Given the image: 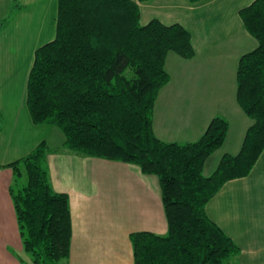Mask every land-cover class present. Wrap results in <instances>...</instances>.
Returning a JSON list of instances; mask_svg holds the SVG:
<instances>
[{
  "label": "trees",
  "instance_id": "trees-1",
  "mask_svg": "<svg viewBox=\"0 0 264 264\" xmlns=\"http://www.w3.org/2000/svg\"><path fill=\"white\" fill-rule=\"evenodd\" d=\"M240 15L257 40L237 71V99L253 123L239 153L225 154L209 176L205 164L227 139V119L215 116L192 142H167L154 130L157 98L171 81L168 54L196 53L184 25L156 18L143 24L134 0H58L56 35L35 51L27 83L33 122L60 129L72 151L136 164L159 178L168 233H131L135 264H227L239 252L207 205L228 181L248 176L264 151V0ZM48 150L44 140L5 165L14 171L10 194L23 264H68L71 254L69 195L51 186Z\"/></svg>",
  "mask_w": 264,
  "mask_h": 264
},
{
  "label": "crops",
  "instance_id": "crops-1",
  "mask_svg": "<svg viewBox=\"0 0 264 264\" xmlns=\"http://www.w3.org/2000/svg\"><path fill=\"white\" fill-rule=\"evenodd\" d=\"M134 1L139 3L143 24L155 18L180 23L191 31L196 50L191 59L174 52L167 56L171 81L156 101L155 133L167 142H192L215 116L224 117L229 121L227 139L205 164L216 156L217 168L225 154L239 153L253 123L237 99V71L240 58L257 47L240 15L255 0ZM26 10L45 18L50 13L57 19L58 0H0V21L12 13L9 24L0 29V264H23L17 254L27 256L10 194L14 171L5 165L29 154L44 140L49 145L46 164L51 186L69 195V264H135L131 233H168L159 178L144 174L136 164L72 151L65 146L60 129L33 122L27 83L39 46L34 50L30 46L28 59L19 56L24 51L17 48L18 36L25 33L21 26L14 43L17 47L5 42L15 20ZM13 48L21 50L18 57ZM207 212L239 246L230 264H264V151L248 176L221 188L209 201Z\"/></svg>",
  "mask_w": 264,
  "mask_h": 264
},
{
  "label": "rangeland",
  "instance_id": "rangeland-1",
  "mask_svg": "<svg viewBox=\"0 0 264 264\" xmlns=\"http://www.w3.org/2000/svg\"><path fill=\"white\" fill-rule=\"evenodd\" d=\"M24 14L23 17H21ZM21 16H19V18H17L15 20V24L12 26L13 30H11L10 32H8L7 35H9V37H7L5 39V42L12 46L15 47L14 43L15 40L17 38V34H18V27L21 26V28H24V32L21 37L20 35L18 36L20 39L18 40V47L17 48H23L24 51L23 53H19V56H21V58H27L29 57L30 54V46H33V50L35 48H37L38 46H41L42 44H45L47 42H49L50 40H52L55 37L56 34V17H53L50 13L45 17H40L39 14L36 16L32 13H29V10L25 11ZM7 17H9V21H11L12 19V15L9 16V14L7 15ZM6 17V18H7ZM5 19V18H4ZM23 20L26 24H24L22 21ZM46 20V25L43 23V21ZM41 30V32H39ZM43 31V32H42ZM4 37V34H3ZM21 39H25L26 43H24ZM15 47V48H16ZM13 48L12 51H14L15 53V57H18V52H20L21 50H17ZM17 63V60H15V64ZM173 72V75L176 77V73L174 71V69H171ZM184 73V71H183ZM182 74H179L182 77ZM176 81L177 78H176ZM215 158L216 156H213L212 159H210L208 162V164L205 166L204 169V173L205 175L209 176L211 175L215 168ZM26 180V179H24ZM230 259L228 260L227 264L229 263ZM63 264L66 263V261L64 260L62 262ZM69 264V262H68Z\"/></svg>",
  "mask_w": 264,
  "mask_h": 264
}]
</instances>
